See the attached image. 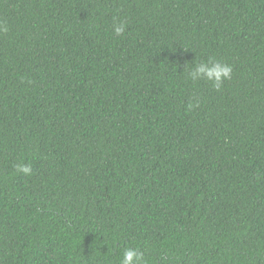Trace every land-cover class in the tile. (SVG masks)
<instances>
[{
    "label": "trees",
    "instance_id": "obj_1",
    "mask_svg": "<svg viewBox=\"0 0 264 264\" xmlns=\"http://www.w3.org/2000/svg\"><path fill=\"white\" fill-rule=\"evenodd\" d=\"M5 28L0 264H264V0H0Z\"/></svg>",
    "mask_w": 264,
    "mask_h": 264
},
{
    "label": "clouds",
    "instance_id": "obj_2",
    "mask_svg": "<svg viewBox=\"0 0 264 264\" xmlns=\"http://www.w3.org/2000/svg\"><path fill=\"white\" fill-rule=\"evenodd\" d=\"M7 31V29H0ZM126 23L124 21H114L112 31L116 36H121L125 33ZM233 68L230 64L222 63L213 57H209L207 61L195 64L187 72V78L192 82L205 79L210 81L217 90L223 83L232 78ZM194 105L190 104L189 107ZM15 170L24 175H31L32 169L26 164H16ZM120 264H148L145 254L134 247L124 249Z\"/></svg>",
    "mask_w": 264,
    "mask_h": 264
}]
</instances>
